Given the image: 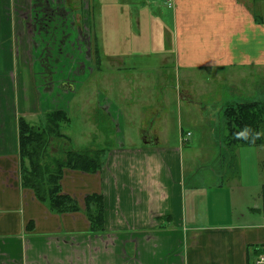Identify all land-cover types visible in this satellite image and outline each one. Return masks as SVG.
<instances>
[{
  "label": "crops",
  "instance_id": "1",
  "mask_svg": "<svg viewBox=\"0 0 264 264\" xmlns=\"http://www.w3.org/2000/svg\"><path fill=\"white\" fill-rule=\"evenodd\" d=\"M9 4L1 5V13ZM173 4L168 9L163 0H88L93 52H87L89 65H79L81 80L73 81L75 87L71 79L61 85L71 86L62 99L77 100L78 93L84 94L85 77L103 70L114 76L128 71L132 83L139 75L149 78L146 87L155 78L151 75L165 70L186 71L188 76L264 70V0ZM6 61L0 58V264H264V185L257 184L254 197L259 199L251 201L260 207L249 210L238 196V169L223 170L221 160L233 150L224 145V135L219 136L220 149L212 141L219 163L211 170L195 165L198 148L193 143L202 138L192 135L195 123L187 122L184 129L178 121L169 140L150 118L148 127H136L139 145L125 143L117 107L131 101L121 91L109 100L107 93L99 97L96 90L94 106L85 116L92 142L101 141L96 134L99 116L110 119L116 129V142L104 151L101 170L93 175L66 170L61 178V192L80 210L48 211L20 185L18 121L33 114L27 112L29 99L22 97L20 82L17 89L10 86ZM107 85L112 87L110 81ZM188 150L192 160L186 167ZM228 168L233 170L230 175ZM92 194L103 199L102 233H92L85 217L83 200Z\"/></svg>",
  "mask_w": 264,
  "mask_h": 264
},
{
  "label": "rangeland",
  "instance_id": "2",
  "mask_svg": "<svg viewBox=\"0 0 264 264\" xmlns=\"http://www.w3.org/2000/svg\"><path fill=\"white\" fill-rule=\"evenodd\" d=\"M10 1L11 4L2 14L1 5L7 6ZM89 10L88 0H0V13L2 14V18L0 15V39H2L0 41L3 44L0 47V58L7 60L4 63H8V70L13 72L14 77L11 79L9 78L10 71L5 70L9 73L6 76L10 86L16 88L19 81V91L22 97L29 99V111L27 112L33 115L30 114L31 116L25 121L31 126L43 127L45 116L39 117V115H46L60 109L64 110L62 112L67 113V117L70 118L69 122L63 125V132L68 137V142L51 138L41 164L45 166L46 159L62 158L63 160L67 148L72 150L104 148L116 142L114 140L116 129L115 126H111L110 119L97 118L96 130L99 128L101 133L96 134L99 135L100 142L99 139L92 142L91 133L89 134L92 127L85 125L86 113L94 106L97 90L99 97L105 98L104 95L107 93L109 100L121 91L131 101V103L127 102L130 105H126L125 108L117 107L122 115L123 142L139 145L136 127L138 124L148 127L150 118L155 121L156 128L166 132L169 140L172 139L174 129L178 127V121L181 120L179 123L183 124L184 129L187 122L195 123L192 135L202 137H199L200 141L196 140L193 143L195 148H198L194 150L195 165L204 164L206 169L210 168V170L213 169L212 167H217L218 149L213 148L212 141L214 140L218 147L219 136L221 138V135H224L223 109L227 105L240 103H264V70L237 68L238 71L228 72H193L191 76H188L186 71L165 70L158 75H151L155 78L147 87L143 86V83L149 78L144 80L139 75L138 79H133L135 82L132 83V75L128 71L114 76L112 71L103 70L89 78L85 77L82 88L84 94L78 93L77 100L75 96H71V99H62V94L64 95L67 88L71 86L61 87V85L68 83L67 80L71 79V84L75 87L73 81L81 80L79 65L82 61H88L89 65L88 54L93 52L88 34L91 22ZM105 74H109L110 77L103 78ZM109 81L112 87H108L107 82ZM58 94L61 96L57 98ZM21 95L19 103L22 102ZM31 97L34 103L32 107H30ZM81 103V110L76 111V104ZM65 104L67 107H64ZM206 107L208 108L204 109ZM154 112H157L158 120L151 116ZM77 113H81L82 116ZM126 115L129 118L125 117ZM262 120L264 121V114ZM111 132L113 137L108 138L110 142L104 138L108 133L111 135ZM203 134L211 138H206ZM229 149L233 150L226 152L224 162L221 160L225 166L223 170H226V167L233 168V170L238 169L239 187L244 188L243 191L242 188L238 189V196L245 200L243 204L248 205L249 210H255L256 207H260L259 203H251L257 198V196L254 197L255 192L259 190L256 186L259 184L261 188L264 185V146H238L229 147ZM233 152L238 156H235ZM188 153L189 158L186 155L184 157L186 167L192 160L190 158L192 150H188ZM18 166L20 171L19 143ZM229 168L228 174L230 175L233 170ZM19 176L21 178V175ZM207 176L209 177L210 174ZM21 187L34 195L32 190L22 185ZM247 215L251 214L247 213Z\"/></svg>",
  "mask_w": 264,
  "mask_h": 264
},
{
  "label": "trees",
  "instance_id": "3",
  "mask_svg": "<svg viewBox=\"0 0 264 264\" xmlns=\"http://www.w3.org/2000/svg\"><path fill=\"white\" fill-rule=\"evenodd\" d=\"M263 102H248L227 105L223 109L224 145L226 147H261L264 146ZM43 127L31 126L23 118L18 121V143L21 185L34 192L36 199L54 214L78 212L79 206L71 197L62 194L61 178L68 171L93 175L98 173L104 163V148H85L83 150H65V158L44 159L50 139H62L66 143L68 137L63 132V125L69 118L62 111H53L44 115ZM102 119V116H99ZM99 130V128H98ZM112 130V129H111ZM100 131V130H99ZM101 133V131H100ZM113 135L108 133L105 140ZM111 142V141H110ZM101 195L92 194L84 198V213L90 223L92 233L104 232V204Z\"/></svg>",
  "mask_w": 264,
  "mask_h": 264
},
{
  "label": "built area",
  "instance_id": "4",
  "mask_svg": "<svg viewBox=\"0 0 264 264\" xmlns=\"http://www.w3.org/2000/svg\"><path fill=\"white\" fill-rule=\"evenodd\" d=\"M165 8L172 9L174 6V0H163ZM264 259H261L260 261L262 262ZM260 263V262H258Z\"/></svg>",
  "mask_w": 264,
  "mask_h": 264
}]
</instances>
